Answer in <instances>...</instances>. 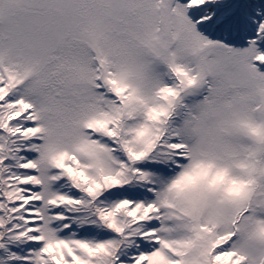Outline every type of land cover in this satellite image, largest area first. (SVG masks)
<instances>
[{"label": "snow or ice", "instance_id": "obj_1", "mask_svg": "<svg viewBox=\"0 0 264 264\" xmlns=\"http://www.w3.org/2000/svg\"><path fill=\"white\" fill-rule=\"evenodd\" d=\"M0 264H264V0H0Z\"/></svg>", "mask_w": 264, "mask_h": 264}]
</instances>
